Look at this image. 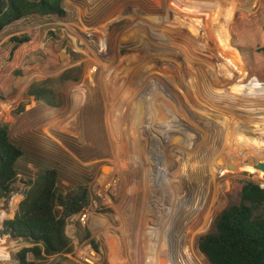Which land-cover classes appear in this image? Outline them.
Here are the masks:
<instances>
[{
  "label": "rangeland",
  "instance_id": "374dc122",
  "mask_svg": "<svg viewBox=\"0 0 264 264\" xmlns=\"http://www.w3.org/2000/svg\"><path fill=\"white\" fill-rule=\"evenodd\" d=\"M64 2L65 19L31 17L0 33V125H9L24 150L12 191L0 197L7 213L1 226L14 217L29 182L56 168L59 193L87 186L88 218H69L71 252L41 264H84L88 246L99 253L96 264H148L150 247L160 264H169L182 235L192 253L216 217L240 201L246 180L264 182V85L247 77L235 47L245 31L260 28L262 0ZM234 4L230 16L226 9ZM217 10L224 17L220 33ZM21 35L32 41L14 49L12 39ZM53 47L60 54L55 68ZM163 62L183 75L192 62L198 80L162 74ZM16 70L23 74L8 85ZM126 71L132 73L128 84ZM32 84L52 89L53 100H36L29 94ZM147 111L176 121L164 141L150 135ZM208 126L216 128L213 139ZM241 136L256 139L257 158L238 161L232 151L223 165L212 158L226 152L220 140L233 144ZM57 209L62 215L63 207ZM208 213L214 218L201 233ZM16 241L5 264H18L15 253L33 245ZM204 262L210 264L205 255Z\"/></svg>",
  "mask_w": 264,
  "mask_h": 264
},
{
  "label": "trees",
  "instance_id": "16d2710c",
  "mask_svg": "<svg viewBox=\"0 0 264 264\" xmlns=\"http://www.w3.org/2000/svg\"><path fill=\"white\" fill-rule=\"evenodd\" d=\"M64 1L0 0V33L8 25L31 17L65 19L68 12ZM235 6L226 9L230 16ZM256 21L260 23V28L245 31L235 47L245 65L247 77H256L264 85V0ZM12 41L15 49L31 42L32 37L21 35ZM55 50L58 49L53 47V68L60 61V54ZM18 74H23V71H14L7 84L12 82L13 75ZM29 94L34 95L36 100L54 98L53 90L43 84H32ZM52 106L56 107L55 103ZM22 156L24 150L12 140L9 125H0V197H7L12 191ZM57 184L58 170L46 169L29 182L14 217L4 221L3 235L24 238L33 244L15 253L18 264H41V260L47 257L71 252L67 222L89 205L90 193L85 185L59 193ZM58 206L63 207L59 218L55 212ZM199 248L211 264H264V188L259 182H244L240 201L228 206L216 217L213 230L200 238ZM29 254L33 255V260Z\"/></svg>",
  "mask_w": 264,
  "mask_h": 264
},
{
  "label": "bare ground",
  "instance_id": "6f19581e",
  "mask_svg": "<svg viewBox=\"0 0 264 264\" xmlns=\"http://www.w3.org/2000/svg\"><path fill=\"white\" fill-rule=\"evenodd\" d=\"M217 12H218L219 19H220V21H218V29H219V33H220L221 32V29L223 28V25H224V17H223L222 13L219 10H217ZM211 17L214 18L212 16V14H211ZM220 46L223 49V44H221ZM217 51L220 52V48H217ZM219 54L221 55V52ZM173 55H175V54H173ZM177 55H179V54H177ZM158 58H159V56H158ZM155 59H157V57H155L154 60ZM190 63L191 64H187V65L190 66V68L189 67H186V64L184 65V72H185L184 75L173 71V67H172L173 64L171 62L169 64H168V62L161 63L162 67H161V71L160 72L162 74H167L168 76H170L172 78L180 79L184 83H185V81L190 82V81H188L190 77H192V80L194 81L195 78H197V77H195V75L196 74L198 75L199 73H198V71L194 70L193 63L192 62H190ZM126 72H127V74H126L127 75L126 83L128 84L129 83L128 81H130L129 79L132 76V73H131V71H126ZM184 76H189V77H185V79H184V78H182ZM196 80H198V78ZM189 84H186V85H189ZM194 85L195 84L192 83V87H194ZM209 87L210 88L207 89V90H209L210 92L216 93V88L213 85H211V86L209 85ZM207 92L205 94H207ZM110 103H112V102H110ZM107 113H109V111ZM144 115L146 116V126L147 127L148 126H151V128H152L149 131V133H150V135L152 137L155 138L153 140H157V138L160 137L159 140L160 141H164V138L161 137V136H165V133L166 132H171L176 127L175 125L177 124L176 121H174L173 118H168L167 119L166 116H165V118L167 120H165L164 118L162 120L160 117L157 118V115L156 114H149L148 111ZM152 115H155V117L152 116ZM262 116H264V115H262ZM259 117H261V115ZM221 123H222V121H221ZM230 124H231V122H230ZM207 128L209 130H211L210 137L213 139L214 136H215L216 128H213L212 126H208ZM227 128H230V127H226L225 128L226 131H227ZM227 135L229 136V133L228 132H227ZM216 136L217 137H220V135H218V134ZM255 140L256 139H253L252 137L249 138V136H248V138H245V137L241 136L240 139L236 137V140L233 142V144H229V143H226V142H223L222 143V141L220 140L219 143L221 145L222 151H226V152L223 153V152H221V150H219V152L218 153H215V155H214V153H212L213 154L212 155L213 156L212 158L214 160H216L218 163H221L223 165L224 162L227 160V158H229L228 156L231 153L230 151H232L233 155L236 156V160H238V161L239 160H241V161H248V158H250V160H253V159L257 158V153L255 151H257L258 148H259V146H258L259 144H257L255 142ZM227 142H228V140H227ZM261 147L263 148V151H264V145H262ZM172 159L174 161V164L173 165L171 164L170 169L171 170H174V168H176V161H175V159L173 157H172ZM122 165L124 166V164H122ZM184 168H185V166H184ZM195 209L197 211L196 212V215H192L190 218H188L187 222L185 221L187 223V227L190 224L196 222V220L199 217V215H201V211L204 209V204H203V206L201 208H197L196 207ZM4 216H5L4 211L0 210V224H1V220H2V218ZM213 218H214L213 214L212 213H208V216L205 219V223L202 225L201 229H199L201 233L202 232H206L208 230V228L210 227V225L212 223ZM186 229H187L186 228V225L185 226H182L183 233L186 231ZM181 237H182L181 243H180L177 251L175 252V254H173V255L170 256V259H169L168 263L169 264H205V262H204V255L203 254H199L201 252H200V250L198 248V245L192 251V253H188V243H187L186 236L185 235H182ZM198 240H199V238H198ZM148 252L151 255L149 257L148 264H160V261L159 260H161V259L156 256V254L154 253V251L152 250L151 247L149 248V251ZM116 263L119 264V262H116ZM162 264H165V263L162 262Z\"/></svg>",
  "mask_w": 264,
  "mask_h": 264
},
{
  "label": "built area",
  "instance_id": "2783aa9c",
  "mask_svg": "<svg viewBox=\"0 0 264 264\" xmlns=\"http://www.w3.org/2000/svg\"><path fill=\"white\" fill-rule=\"evenodd\" d=\"M261 187L264 188V182L260 183ZM1 207V206H0ZM86 208L83 209L82 212H80V216L82 215V217H80V219L85 222L86 221V218L87 217V213L84 211ZM0 210L4 211L2 208H0ZM5 213V216L7 215L6 211H4ZM4 216V217H5ZM4 217L2 218L1 220V223L4 219ZM8 219V218H7ZM1 224H0V229H1ZM3 228V227H2ZM2 229L0 230V234L2 236H6L8 234H2L1 233ZM67 233V232H66ZM74 237V236H72ZM15 248H16V245L14 246H8V245H3V244H0V264H5V262L7 260H10L11 257H12V254L14 253L15 251ZM17 253V252H16ZM83 261H84V264H96L99 260V253L97 250H95L93 247L91 246H88L85 248L84 252H83Z\"/></svg>",
  "mask_w": 264,
  "mask_h": 264
},
{
  "label": "water",
  "instance_id": "95a60500",
  "mask_svg": "<svg viewBox=\"0 0 264 264\" xmlns=\"http://www.w3.org/2000/svg\"><path fill=\"white\" fill-rule=\"evenodd\" d=\"M55 212H56L57 218H59L61 216L60 210L59 209H56ZM16 242H17L16 241V238H14L13 236H11L10 234L6 235L5 237L0 234V244H3V245L6 244L8 246H14V245L17 244ZM208 261H209V259H208ZM209 263L211 264L210 261H209Z\"/></svg>",
  "mask_w": 264,
  "mask_h": 264
}]
</instances>
